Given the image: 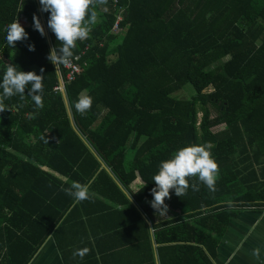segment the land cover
I'll use <instances>...</instances> for the list:
<instances>
[{
	"label": "trees",
	"instance_id": "trees-1",
	"mask_svg": "<svg viewBox=\"0 0 264 264\" xmlns=\"http://www.w3.org/2000/svg\"><path fill=\"white\" fill-rule=\"evenodd\" d=\"M118 1L113 33V0H90L97 20L72 49L87 67L65 89L71 121L47 59L59 46L48 13L0 0V74L10 64L43 77L40 108L27 88L0 97V264H30L50 238L64 264H215L237 209L264 210V0ZM21 16L27 39L12 48L5 26ZM188 86L189 99L175 96ZM80 94L92 98L84 113ZM190 144L209 146L215 190L186 178L159 214L151 177ZM88 181L83 201L62 190Z\"/></svg>",
	"mask_w": 264,
	"mask_h": 264
},
{
	"label": "clouds",
	"instance_id": "clouds-1",
	"mask_svg": "<svg viewBox=\"0 0 264 264\" xmlns=\"http://www.w3.org/2000/svg\"><path fill=\"white\" fill-rule=\"evenodd\" d=\"M41 11L48 13L47 27L54 34L59 46L50 49L47 59L56 66L57 79L60 78L59 66L73 58L72 49L77 40L87 38L90 26L97 20V14L90 7V0H39ZM87 16V18H85ZM33 28L45 35L44 27L39 18L33 15ZM27 33L24 28L14 20L5 26L4 40L9 47L14 48L15 42L26 40ZM34 46L29 45V51ZM42 71V70H41ZM42 79L35 72H24L16 65L5 64L3 73L0 74V97L9 98L18 95L21 100L30 97L36 108L42 107ZM92 104V98L85 94L78 95L74 101L76 111L86 112ZM207 144H190L175 150L170 158L159 163L157 171L151 177L155 187L151 189V207L164 214L167 211L164 201L169 197L170 190H174L180 197L189 187L186 178L196 177L210 191L215 190V176L217 164L212 157ZM91 181L85 184L72 182L69 187L62 190L77 203L89 198V186ZM193 191L199 190L198 184L191 185ZM131 196H129L130 200ZM87 249H78L74 256L82 257ZM259 248L252 250V255L258 257Z\"/></svg>",
	"mask_w": 264,
	"mask_h": 264
},
{
	"label": "crops",
	"instance_id": "crops-1",
	"mask_svg": "<svg viewBox=\"0 0 264 264\" xmlns=\"http://www.w3.org/2000/svg\"><path fill=\"white\" fill-rule=\"evenodd\" d=\"M217 249L215 264H264V210L237 209ZM259 248L258 257L252 250ZM30 264H64L53 238Z\"/></svg>",
	"mask_w": 264,
	"mask_h": 264
},
{
	"label": "built area",
	"instance_id": "built-area-1",
	"mask_svg": "<svg viewBox=\"0 0 264 264\" xmlns=\"http://www.w3.org/2000/svg\"><path fill=\"white\" fill-rule=\"evenodd\" d=\"M112 7L117 17L112 31L113 33H119L120 23L123 21L125 8L123 6H120L118 0H113ZM18 23H20V25L24 27L26 26L27 20L25 17L21 16V18L18 20ZM84 55L85 52L73 58H69L59 66L58 71L60 73V78L58 80L57 86L54 88L55 92H64L66 89V85L75 81L76 78L82 73L84 67H87V62L83 61Z\"/></svg>",
	"mask_w": 264,
	"mask_h": 264
},
{
	"label": "rangeland",
	"instance_id": "rangeland-1",
	"mask_svg": "<svg viewBox=\"0 0 264 264\" xmlns=\"http://www.w3.org/2000/svg\"><path fill=\"white\" fill-rule=\"evenodd\" d=\"M122 38V37H121ZM121 40V39H120ZM225 61V60H224ZM211 88L205 90V93H210ZM194 90L191 86L186 87L184 90L178 92L175 94L176 97L180 98V99H189L192 94L194 95ZM225 127V126H224ZM223 129V127H217L213 129L214 133L220 132ZM130 156V155H129Z\"/></svg>",
	"mask_w": 264,
	"mask_h": 264
},
{
	"label": "water",
	"instance_id": "water-1",
	"mask_svg": "<svg viewBox=\"0 0 264 264\" xmlns=\"http://www.w3.org/2000/svg\"><path fill=\"white\" fill-rule=\"evenodd\" d=\"M45 30H46V28H45ZM62 96H63L64 101H65V103H66V105H67V107H68V101H67V97H66V92H65V91L62 92ZM68 113H69L70 120L72 121V116H71V112H70L69 107H68Z\"/></svg>",
	"mask_w": 264,
	"mask_h": 264
}]
</instances>
